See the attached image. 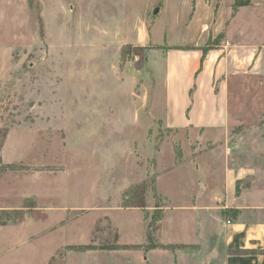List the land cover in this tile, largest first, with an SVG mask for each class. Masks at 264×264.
<instances>
[{
  "label": "rangeland",
  "instance_id": "1",
  "mask_svg": "<svg viewBox=\"0 0 264 264\" xmlns=\"http://www.w3.org/2000/svg\"><path fill=\"white\" fill-rule=\"evenodd\" d=\"M203 2L0 0V254L52 248L81 264L82 253L194 247L153 235L184 218L165 207L211 191L221 201L230 155L248 150L239 140L264 138L263 77L230 80L228 130L163 123L164 46L199 36ZM146 179L143 206H124Z\"/></svg>",
  "mask_w": 264,
  "mask_h": 264
},
{
  "label": "crops",
  "instance_id": "2",
  "mask_svg": "<svg viewBox=\"0 0 264 264\" xmlns=\"http://www.w3.org/2000/svg\"><path fill=\"white\" fill-rule=\"evenodd\" d=\"M203 1L199 14L203 20L196 27L199 36L192 42L168 46L191 48H169L164 54L163 123L168 128L228 130L230 80L264 78V0H250V5L236 12L232 9L235 0ZM220 34L203 55L200 47ZM260 125L264 127V121ZM239 141L248 150L230 155L223 175V199L219 201L217 191H211L209 203L184 200L178 206L165 207L176 208L184 218L178 220L175 229L172 219H168L163 221L167 229L158 227L153 231L161 243H189L193 248L82 253L81 264H264V138ZM239 181L242 186L237 192ZM219 209L237 210L236 218H224ZM133 229L130 236L138 239V229ZM33 231V240L40 241L42 228ZM38 244L41 248V241ZM66 244L62 241L57 246ZM47 252L3 251L0 264H59L65 254L58 253H71L52 248ZM123 257L125 262H121Z\"/></svg>",
  "mask_w": 264,
  "mask_h": 264
},
{
  "label": "trees",
  "instance_id": "3",
  "mask_svg": "<svg viewBox=\"0 0 264 264\" xmlns=\"http://www.w3.org/2000/svg\"><path fill=\"white\" fill-rule=\"evenodd\" d=\"M248 5H250V0H235L233 2V5H232L233 12H236L237 9L239 7H241V6H248ZM221 36H222V34L218 35L213 40H208L202 47H200V49L203 52V55L207 52V50L209 48H211L212 45L215 44L216 39L220 38ZM127 47L130 48V45H126L125 44V45L122 46V48H121V57L126 52L125 50H126ZM169 48H173V49H189L191 47H187V46L186 47H177V46L168 47V46H164V50L165 51L167 49H169ZM134 49H137V48H133V50ZM262 121H264V119ZM147 187H148L147 179L131 185L128 188V190H126L125 193H124L126 198L123 199V205L127 206V207H140V206H143V201H144V197H145V194H146ZM227 212H229L232 215V217H234L235 213H237V210H235V209H227L226 213ZM222 214L225 215L224 212H222ZM115 247L111 246V245H102V246H95V245L72 246V245H70V246H67L66 248L67 249H82V250L92 249V250H94V249H114Z\"/></svg>",
  "mask_w": 264,
  "mask_h": 264
},
{
  "label": "water",
  "instance_id": "4",
  "mask_svg": "<svg viewBox=\"0 0 264 264\" xmlns=\"http://www.w3.org/2000/svg\"><path fill=\"white\" fill-rule=\"evenodd\" d=\"M156 11H157V9H156ZM156 13V12H155Z\"/></svg>",
  "mask_w": 264,
  "mask_h": 264
}]
</instances>
